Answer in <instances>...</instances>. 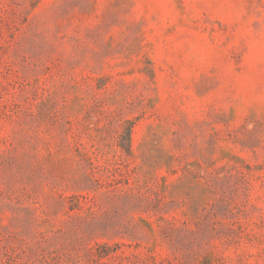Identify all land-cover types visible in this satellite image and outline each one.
<instances>
[{
	"label": "rangeland",
	"instance_id": "obj_1",
	"mask_svg": "<svg viewBox=\"0 0 264 264\" xmlns=\"http://www.w3.org/2000/svg\"><path fill=\"white\" fill-rule=\"evenodd\" d=\"M0 264H264V0H0Z\"/></svg>",
	"mask_w": 264,
	"mask_h": 264
}]
</instances>
